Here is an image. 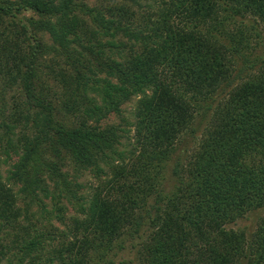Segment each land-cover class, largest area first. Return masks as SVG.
<instances>
[{
  "label": "trees",
  "instance_id": "16d2710c",
  "mask_svg": "<svg viewBox=\"0 0 264 264\" xmlns=\"http://www.w3.org/2000/svg\"><path fill=\"white\" fill-rule=\"evenodd\" d=\"M161 3L157 17L146 19L152 23L131 29L122 23L133 14L125 0L106 7L0 0V62L22 84L35 129L19 145L6 127L0 148V261L99 264L97 255L104 264L129 227L139 232L149 222L146 264H264V215L251 235L228 226L264 208V67L248 64L242 27L232 31L220 19L251 17L264 28V0ZM122 33L135 43L119 60L114 49L128 44ZM51 53L71 69H58ZM244 69L251 70L239 78ZM60 79L61 91H49ZM112 114L126 124L104 125ZM199 114L209 121L165 192L167 162ZM11 151L19 158L4 176ZM70 167L74 177L90 171L102 183L87 202ZM65 200L82 216L64 231L52 220L66 218Z\"/></svg>",
  "mask_w": 264,
  "mask_h": 264
},
{
  "label": "rangeland",
  "instance_id": "374dc122",
  "mask_svg": "<svg viewBox=\"0 0 264 264\" xmlns=\"http://www.w3.org/2000/svg\"><path fill=\"white\" fill-rule=\"evenodd\" d=\"M90 6H102L106 7L105 5H110L114 2V0H87ZM124 1V0H119ZM127 3L132 4V12L130 14L129 19H123V25L129 26L131 29L144 28L147 24L152 22L146 21V19H155L157 17V12L159 7L161 6L162 0H139L138 3H132V1L125 0ZM242 18V17H241ZM238 18L236 22L230 23L229 20H226L225 14L221 16V20L225 21V26L232 31H236V27L241 26L242 30H244L245 35L248 36L250 39L249 42V50H245L246 55L248 57V64H254V71H260L264 67V28L263 25L253 19V18ZM228 24V25H227ZM235 27V28H234ZM82 32V31H79ZM123 34V33H122ZM224 39H229L225 34L218 35ZM104 41L111 39V36H103ZM123 38L128 43L124 46H119L118 49H114V51H118V54H115V57L119 60L124 59V55L130 49V45L132 42L135 43V39H129L128 36L123 34ZM45 40L48 45H53L54 41L48 35L45 36ZM115 41H118L119 38H115ZM130 40V42H129ZM53 49H56V47ZM108 47H105V51L109 53ZM123 55V56H122ZM51 56H55L56 60L58 61L59 65L55 62L56 67L70 70L71 66L66 65L64 61V57L60 55H55L51 53ZM246 61L244 58L237 59L236 66L238 68L244 67L246 65ZM49 64H53L51 61L48 62V65L42 66L44 71H51L49 68ZM5 65L0 62V148H5L6 140L5 131L6 127L11 128V138L15 143L22 144L23 141L21 140V136L24 133L33 135L34 132V122L30 119L27 120L25 118V114L27 115L28 112L33 113L34 108L28 104L27 97L25 91L23 90V86L21 83L17 82L13 83V80L10 74L7 72ZM252 69V70H253ZM251 70V69H250ZM250 70H242L239 74V78L245 77L247 72ZM237 71L235 72V74ZM61 79L59 80H52L51 87H49V91H61L59 89L63 88V83H61ZM57 91V92H58ZM51 94V93H50ZM55 107L58 106L59 109L62 107V102L56 101L54 104ZM134 101H131L125 105L126 111L125 115L127 117L126 121H129L127 128L130 129L129 135L132 137L134 134V128L131 126L130 121H134V117L132 116V112L134 110ZM209 115L207 117H202L201 114L197 115L195 123L193 125L194 130H189L182 138V140L178 144V148L173 154L172 158L169 162H167V168L164 170V184L163 189L165 192H169L175 184V176H173V168L176 163L181 162L184 163L187 161L193 150L195 149L203 130L205 129L208 121ZM103 124H123L125 125L126 122L122 120L121 117L112 114L107 119H104ZM30 127L32 131H30ZM132 142V139L130 140ZM4 151V150H1ZM11 159L7 162H3L2 170L4 176H7L8 170L12 168V165L18 160L19 154L14 153L11 151ZM5 157V156H4ZM69 172L73 178L77 176V182L81 185L78 187L79 194L85 195V201H88V198L91 197V194L95 191V187H102V183L100 184L99 178L94 175L93 172L85 171L82 174H76L75 177L73 176L75 170L71 167L69 168ZM79 175V176H78ZM100 184V185H99ZM87 196V197H86ZM155 198L151 199L153 202ZM49 207L51 208L50 200ZM67 202V200H65ZM68 210L66 212V218L62 222L59 219H53L52 222L55 224L56 227H59L61 230H69L70 228L73 229V225L71 224L73 217H81L82 215L78 212V205L76 202L73 204L67 202ZM36 209V207H35ZM264 215V208L258 209L256 211L249 212L244 218L237 220L236 222L228 225L230 228L234 229H243L249 235L254 233L256 230L260 217ZM149 220V219H148ZM44 223V222H43ZM66 223V224H65ZM47 227H50V224L44 223ZM150 225L149 222L143 224L142 228L139 232L134 231L133 228H128L126 232L115 242V246L112 251H110L107 256L104 258V264L109 260H112L114 264H146L145 262V250H144V241L148 238L150 234ZM13 256V254H9V257ZM95 259L99 261V264L102 262L101 259L96 255ZM7 260H1L0 264H8ZM56 264H60V262L56 261Z\"/></svg>",
  "mask_w": 264,
  "mask_h": 264
}]
</instances>
